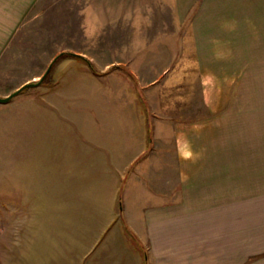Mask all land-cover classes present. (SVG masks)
<instances>
[{"label": "rangeland", "instance_id": "1", "mask_svg": "<svg viewBox=\"0 0 264 264\" xmlns=\"http://www.w3.org/2000/svg\"><path fill=\"white\" fill-rule=\"evenodd\" d=\"M95 2L0 0V96L43 77L37 87L0 103V264H150L145 246L118 217L121 193H99L108 179L106 148L135 150L129 169L156 149L162 159L168 155L171 168L170 155L181 144L195 154L199 169L226 154V168L245 175L233 179V192L264 200V0L186 2L185 19H195L199 30L188 33L185 25L177 34L184 47L175 49L122 47L126 42L113 33L115 18H102L103 24L86 16L85 6ZM85 64L99 81L108 74L111 89L125 81L137 91L135 136L128 145L120 128L121 144H104L113 137L99 140L104 150L96 152L81 140L79 121L72 128L60 121L66 108L84 103ZM88 77L93 88L101 84ZM123 97L117 98L121 106ZM105 98L97 95L91 107ZM96 167L104 172L81 191L90 180L81 169Z\"/></svg>", "mask_w": 264, "mask_h": 264}, {"label": "crops", "instance_id": "2", "mask_svg": "<svg viewBox=\"0 0 264 264\" xmlns=\"http://www.w3.org/2000/svg\"><path fill=\"white\" fill-rule=\"evenodd\" d=\"M95 1L89 7L91 9L85 6L86 16L115 18L113 23L119 27L113 28V33L120 38L119 43L126 42L121 46L127 49L183 48V37L177 34L185 31V25H188V33L199 30L194 28L198 25L195 19L193 22L185 19L189 17L188 10H185V7L189 9L186 2L195 0ZM153 4L157 10L152 9ZM135 17L138 19L132 20ZM124 25L129 26L127 31ZM195 39L198 41V37ZM85 66L88 69L80 73V80H85L80 84L84 103L80 102V107L75 106L82 114L70 116L68 113L76 110L66 108L68 112L64 111L60 121H68L69 128L79 121L81 140H86L85 143L94 147L96 152L104 150L99 140H112L113 137L112 142L104 144H121L120 128L123 129V144L128 145V138L135 136L137 117L134 101L137 91L134 87H127L129 84L125 81V87L121 83L118 86L120 90L117 86L111 89L108 84L105 85L104 79L108 74L102 75V81H99L94 73H88L91 72L89 64ZM88 75L101 84L95 88L92 84L88 85L91 83ZM97 95L106 98L91 107ZM123 95L128 104L125 99V104L121 106L117 98ZM66 98L63 95L65 103ZM106 149L103 168L108 179L103 184L104 191L99 193H121L123 211L118 217L135 232L136 241L145 246L150 264H264V200L260 197L249 200L247 196L242 198V195L233 192V179H241L245 175L240 172L233 174L230 168H226L230 166L228 155L219 158L217 164L199 169L193 157L195 154L185 153L181 144L179 151L170 155L175 162L171 168L168 167V155L162 159L163 155H157L156 149L147 154V159L140 162V166L129 169L130 162L137 157L135 150L120 153L114 147ZM188 156L192 157L187 159ZM150 158L159 162L152 166ZM123 162H128V166H124ZM148 164L149 167L145 168ZM87 169H81L82 176L90 179L82 184L81 191L95 182L94 176L104 172L103 169L100 171L101 167L92 168L90 172ZM252 215L255 216L253 219L250 218ZM121 233L127 237L124 232Z\"/></svg>", "mask_w": 264, "mask_h": 264}, {"label": "water", "instance_id": "3", "mask_svg": "<svg viewBox=\"0 0 264 264\" xmlns=\"http://www.w3.org/2000/svg\"><path fill=\"white\" fill-rule=\"evenodd\" d=\"M51 65L52 64L48 66L47 70L45 71V74L49 71ZM45 74H43V76ZM42 78H40L37 82H28V83L23 84L22 86H20L18 89L8 94L7 96H4V97L0 96V103H8L14 96L18 95L20 92H22L27 87H37L41 83Z\"/></svg>", "mask_w": 264, "mask_h": 264}]
</instances>
